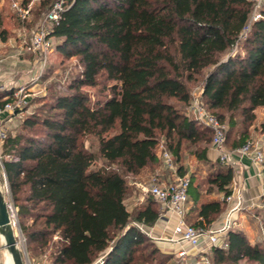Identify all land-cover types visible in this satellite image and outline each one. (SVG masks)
I'll return each mask as SVG.
<instances>
[{
  "label": "trees",
  "instance_id": "obj_1",
  "mask_svg": "<svg viewBox=\"0 0 264 264\" xmlns=\"http://www.w3.org/2000/svg\"><path fill=\"white\" fill-rule=\"evenodd\" d=\"M255 6L254 0H64L49 37L57 38L64 56H78L83 68L45 114L24 119L31 134L3 142L5 175L34 257L51 247L52 264H93L101 256L100 264L149 261L158 248L146 254L149 236L131 221L153 226L160 210L151 202L134 216L124 175L108 166L92 169L97 156L82 138L97 136L99 156L132 174L158 161L160 134L181 160L184 139L213 138L179 105L191 102L188 82L203 76L208 109L221 121L219 110L228 112L231 128L237 114L249 120L234 143L244 145L256 109L264 107V1L260 18L252 20ZM0 31L5 40L1 16ZM102 83L109 93L92 102L82 88ZM199 156L208 159L206 150ZM234 177L232 165L218 168L209 182L224 197L206 201L190 177L187 201L200 203L193 226L213 225L234 193ZM203 255L210 264H264V236L251 242L234 227Z\"/></svg>",
  "mask_w": 264,
  "mask_h": 264
},
{
  "label": "rangeland",
  "instance_id": "obj_2",
  "mask_svg": "<svg viewBox=\"0 0 264 264\" xmlns=\"http://www.w3.org/2000/svg\"><path fill=\"white\" fill-rule=\"evenodd\" d=\"M14 1L28 2L29 0L0 1V16L2 17L3 28L6 30L5 40L0 31V83H4L7 86H24L25 89L21 94L19 109L12 113H6L1 118V126L6 130V137L19 133L31 134L28 129L23 128L24 119L34 114H45L49 108L52 97L57 94L69 92V85L72 79L79 75L83 68L78 56L68 58L59 52L56 46L57 38L55 37H52L53 46L47 52L41 53L28 49L36 21L43 15L45 10H47L50 3L55 0H34L32 14L26 22H22L17 15L12 6ZM31 1L32 0L29 2ZM103 86L104 83L94 87L84 86L82 90L89 95L92 102H96L105 98L109 93V90L104 89ZM202 86L203 76H200L197 81L188 82V87L191 92V102L188 105L179 104L182 114L195 120L199 128H205L206 126L205 123L197 117L193 102L195 99H200L207 108L204 98L202 97ZM5 93V91L2 92V95ZM208 110L213 113L212 110ZM219 112L225 115V118L221 122L225 127L226 147L235 150L237 147L234 143L238 141L241 132L247 127L249 120L244 121L245 116L237 114L235 128H231L229 124V113L225 110H219ZM248 131L250 135L248 140L253 143L252 154L249 155L253 156L257 149L264 152V107H260L257 111L256 118L251 122ZM208 139V141L200 140L197 142L184 139L182 142L181 160L178 161L175 155H173L172 166L171 164L165 163L159 157L162 146L169 149L166 138L160 134L159 144L156 147L158 161L149 164L137 174L128 173L124 171L118 163H108L101 158L99 156V140L97 136L92 134L86 135L82 138V142L87 150L93 152L97 156V161L92 166V169L108 166L111 169L118 170L124 175L128 185L125 202L127 208L135 216L137 211L143 207L144 204L151 202H155V206L162 213L163 208L161 204L155 201L149 192V188L154 182L155 177H159L166 181L171 180L173 178L174 169L180 171V168H182L183 173H187L190 177L193 176L195 184L203 194L202 200L221 197V199H223V192H220L209 180L218 168L226 166L227 164L222 163L217 156L212 154L213 145L212 136L210 134ZM2 143L3 141L1 142L2 146L0 149V189L5 195L6 200L14 203L3 167L2 161L5 154L3 153L4 147ZM241 146L243 145H240V147ZM204 150H206V157H208V159L199 156ZM238 152L243 155L240 151ZM236 167L237 163L233 166L234 170L237 169ZM234 185L239 186V182L236 181V170L232 187H234ZM263 203L264 197L262 199V204ZM198 204L200 205V203ZM228 204L229 203L226 201L224 211L228 209ZM199 205L195 206L191 201H187V207L190 211L186 216L187 223L193 224L195 222ZM245 210L244 214L248 218L251 219L255 216L261 218V222L258 225L259 233L258 231L254 233L252 236L253 240L264 236V232L262 231V228L264 229V207L253 206L245 208ZM22 220L28 223L31 222L32 218H25ZM15 221L14 230L16 238L19 247L25 254L26 264L29 262L32 264H52L49 258L51 247L47 250L46 255H37L34 257L35 253L29 252L28 250L27 236L22 229L18 214H16ZM131 224H138L139 227H142L143 231L148 229L147 225L138 223L135 220H132ZM148 236L149 237H146V244H148V248L145 251L146 254L151 252L154 248H158V250L151 253L148 262H139L138 264H194L193 262L196 259H200L199 261H201L206 258L205 256L190 252L185 258L178 257L177 252L159 247L157 240H155L154 237L152 238L149 234ZM170 238L171 236L166 237L167 242H169L168 240ZM3 239L4 237L0 235V264H14L12 256L5 247V241ZM53 240H58V237H51V241ZM222 241L223 239L219 244H221ZM98 259H96L93 264H95ZM165 259L166 261L163 263L162 260ZM242 264L245 263L242 262Z\"/></svg>",
  "mask_w": 264,
  "mask_h": 264
},
{
  "label": "built area",
  "instance_id": "obj_3",
  "mask_svg": "<svg viewBox=\"0 0 264 264\" xmlns=\"http://www.w3.org/2000/svg\"><path fill=\"white\" fill-rule=\"evenodd\" d=\"M255 1L256 6L252 20L260 18L261 14L259 9L261 8L264 0ZM33 3L34 0L28 4L14 1L12 6L21 19H28L33 11ZM63 10L64 0H55L51 8L44 13L42 18L35 25L32 31L31 42L28 47L29 50L44 53L52 48L53 41L52 37H49V33L53 24L60 19ZM24 89V86H7L4 83H0V92H6L2 97L4 103L0 104V149L2 146L1 142H4V139L6 138V130L1 126V118L4 114L12 113L19 109L18 107H20L21 94ZM193 105L195 106L197 117L205 123L206 127L212 130V145L218 152V158L222 163L234 166L236 162L233 158L236 151H240L243 154H252L253 143L251 141H247L238 149H228L226 147L225 127L221 120L214 113L210 112L200 99H195ZM159 157L165 163L172 165L173 153L169 149L162 146ZM253 159L263 168L264 152L262 150H255ZM189 185L190 176L187 173H181L179 170L174 169L173 178L169 181L155 177L154 182L149 188V192L153 198L161 204L163 208L161 213L162 216L171 214L177 217V223L174 226L175 237L171 238V240L174 242L188 243L192 247L199 248L206 253L209 252L214 245L219 244L220 239H223L227 232L236 226L235 219L232 218L231 214L232 211L237 209V206L235 209H231L226 219L220 226L211 225L208 229L197 228L186 221V213L188 212L187 200ZM233 198L234 194L227 197L226 201L230 204ZM8 208L12 224L14 226L16 224L15 219L17 207L13 202H8ZM140 228L142 229V227ZM180 255L184 256L185 251L182 250ZM205 257L206 258L203 260L198 261L197 264H210L208 257ZM102 261L103 258L100 259V263ZM28 264L32 263L29 262Z\"/></svg>",
  "mask_w": 264,
  "mask_h": 264
},
{
  "label": "crops",
  "instance_id": "obj_4",
  "mask_svg": "<svg viewBox=\"0 0 264 264\" xmlns=\"http://www.w3.org/2000/svg\"><path fill=\"white\" fill-rule=\"evenodd\" d=\"M260 109H256L257 111ZM239 147H237L238 149ZM212 154L218 157V152L212 148ZM235 162L237 163L236 170V181L239 182L238 185H234L232 187L234 189V198L230 204H228V209L214 221V226H220L223 221L226 219L227 215L231 211V209H237L232 211V218L235 219L236 228L243 230L249 239L252 242V236L256 231L259 233V223L261 222V218L259 216H255L254 218H248L244 212L245 208L259 206L264 207V203L262 204V199L264 197V174L262 170V166L257 164L254 161L253 156L249 154H239L238 151L234 153ZM166 171V170H164ZM240 196V198H239ZM222 198V197H221ZM219 198V199H221ZM206 201V200H204ZM240 205V206H239ZM239 206V207H238ZM189 210V208H188ZM243 210V211H242ZM245 210V211H244ZM177 223V217L171 214L167 216H160V218L156 221L153 226H148V229L145 230L152 238L154 237L157 240L159 247L164 249H168L169 251H175L178 253V257L185 258L190 253L199 254L200 256H206V254L201 249L192 247L188 243L185 242H174L171 238L175 237L174 234V226ZM264 232V229L262 228ZM171 236V238L167 242L166 237ZM222 238L220 239L221 242ZM223 242V241H222ZM184 250L185 255L181 256L180 252ZM101 258V257H99ZM200 259H196V262ZM40 261V260H39ZM39 263V262H38ZM95 264H100V259L97 260Z\"/></svg>",
  "mask_w": 264,
  "mask_h": 264
},
{
  "label": "water",
  "instance_id": "obj_5",
  "mask_svg": "<svg viewBox=\"0 0 264 264\" xmlns=\"http://www.w3.org/2000/svg\"><path fill=\"white\" fill-rule=\"evenodd\" d=\"M0 235L5 239V247L12 255L14 264H26L25 254L18 245L12 224L8 201L0 189Z\"/></svg>",
  "mask_w": 264,
  "mask_h": 264
},
{
  "label": "bare ground",
  "instance_id": "obj_6",
  "mask_svg": "<svg viewBox=\"0 0 264 264\" xmlns=\"http://www.w3.org/2000/svg\"><path fill=\"white\" fill-rule=\"evenodd\" d=\"M4 241H5V239H3ZM9 252V251H8ZM12 256V255H11ZM12 259H13V257H12ZM13 263H14V260H13Z\"/></svg>",
  "mask_w": 264,
  "mask_h": 264
}]
</instances>
